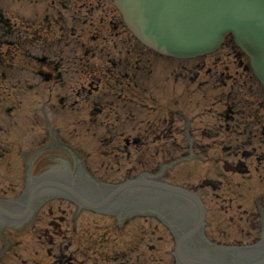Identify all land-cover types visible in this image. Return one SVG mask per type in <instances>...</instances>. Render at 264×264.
<instances>
[{
	"label": "rangeland",
	"instance_id": "1",
	"mask_svg": "<svg viewBox=\"0 0 264 264\" xmlns=\"http://www.w3.org/2000/svg\"><path fill=\"white\" fill-rule=\"evenodd\" d=\"M52 1H54V5H57V1L59 0H19V9L24 14L23 20L25 24L29 22L33 23L35 27L39 29L37 33L38 36L44 37L45 40H47V44L49 47L44 51L45 55H47L48 58L53 61L54 65H58L59 70L62 73L65 71H69L71 74H74L77 66L72 61L69 62L65 60L61 61L59 64V57L69 53H76V47L78 46H82L80 52L83 49L95 47V45L90 41L93 29L90 26H75L72 18H69L71 13L68 11L63 13V16H65L67 19L60 17V21L58 22L59 25H53L51 32L47 33L45 30H42V28H45L43 12L48 9V12L52 13V10L54 9ZM17 3L18 2L12 3V0H4V3L2 5L8 7L9 11H13L14 9H17ZM108 20L109 19H106L105 21L107 22ZM57 27L59 28L58 30ZM72 28H76L77 32L71 38L70 36ZM61 32H63L64 35L68 37L66 39L67 42H60L59 37L61 36ZM151 60L156 63L157 67L151 69L152 74H150L146 83L148 90L151 89L152 91V97H149L148 104L154 105L157 108H162L163 110L166 109L167 111L173 108V102L176 101V108L180 109L184 113L185 117L193 118L199 113L204 114H200V116L206 117L207 111L211 108L210 100L208 101V103H201L198 106L195 104V99L191 97L192 93L189 92V89L191 87H187V82H178L177 84H173V78L170 76V74L169 80L166 81V76L171 70L174 69L177 64L168 59L158 58L154 56H151ZM17 61L19 62V66H21L24 59L18 58ZM71 78L72 80L68 81L67 83L68 85L76 89L79 85L77 79L80 77L72 76ZM154 88L159 89V91L154 90ZM162 89L164 90V92ZM169 92H171L172 95L168 94ZM212 93L213 91L211 89H208V94ZM66 96H69L71 98L73 97V93L68 90H61L58 86L54 87L50 84H41L31 93L20 92V96L17 97V101L20 102L22 106L18 110L16 109L14 113H18V115L21 116L18 111L23 110V116H25L26 114V118H32L35 115L32 111L33 108H35V111L37 109H40L41 107L46 109L48 117L52 120L51 125H53V127L59 128L60 135L63 136L68 143L74 144L75 147L79 148V152L82 154L91 170L97 169L99 171V174L104 173L105 169L100 168L102 166L105 167L107 164H111L110 160H112V157H105L102 151L110 150V147H104L100 143V141H98L97 136L93 135L94 129L89 125H78L77 123H75L77 119L79 120V118L85 117L87 109L83 110L80 108L78 109L77 107L71 109L69 105L72 103V100H70L66 103V108L64 110H61V108L57 104L58 99L60 97ZM151 98L154 99L153 104L150 101ZM166 106H168V108H166ZM156 115L157 114L147 113L145 121L147 120L150 122L154 120V118H156ZM23 124L24 125H20L21 130L18 133L10 135L11 140L14 144L13 151H16V147L31 148V146L27 144V136L30 135L40 138L42 135V129L45 128V124H43L42 121H40L36 125L25 122H23ZM32 126L34 127V130L30 131V128ZM94 127L100 126L96 124L94 125ZM176 141L179 143L181 142V144L183 143L180 138H178ZM160 145V142H148L147 146H144L143 149L140 150H144V153H137L136 151H133L131 156L132 165L138 164L137 160H142L150 164L151 162L149 161H151L153 154L157 152L156 148L159 149L158 151L160 156L162 152ZM80 147L82 148V151L80 150ZM167 148H170V145L167 146ZM213 153L214 151L210 150L205 156V161L203 162L197 161L189 162L187 164L182 163L181 165L176 166L170 171L165 172L168 182L187 185L189 183L198 181L199 178L205 176V174H207L208 172H215L217 170V167H215L211 162L212 156H214ZM199 155L203 157L202 153ZM124 166H128V164H124ZM107 174H109V178H113L116 176L110 171L107 172ZM5 178L1 179L0 175V180H11L7 178V176ZM228 182H230V186L232 188H234L237 183H239L240 185L239 189L236 188V196L238 197L234 199L233 202V205L235 207L240 204V209L236 211L234 208V210L236 211L234 214L232 213V211L224 213L219 209V206L226 204V199L231 197L229 191L225 189L222 196L226 199L223 201L216 200L213 197H210V195H208L207 193L206 205L211 207L212 211L209 212V215H211L210 217L213 220V227L215 232L225 233L227 235L226 238H231L233 236L237 237L241 235V229H243L244 232L246 231L247 225L244 214L250 211L252 206H254V203H257L259 196L264 197V183H262L257 175H253L250 181L244 180L240 177H235L230 178ZM1 187L2 186L0 183V189ZM6 195L8 196L10 194L7 193ZM229 216H234V222L232 224L229 222ZM78 223L80 228L78 237L81 240V245L83 246V248L89 251V255L96 256L101 254H111L114 251L115 247L113 244L107 246H97V242H95L93 245V241L97 240L100 235H102L101 237H114L115 233L113 229L109 227L111 223L110 218L104 216H94L90 213L85 212V214L80 217ZM148 230L152 231V228L144 227V229L140 230L144 232L139 237H137L136 232L134 233L132 230L128 236L120 238L118 247L122 249L125 243L130 242L132 247V260H134L136 255L142 253L143 259L141 261V264H171L173 262V258L170 255L172 244L169 241L165 230L163 229L162 231L163 234L166 235L165 242L156 244L155 241L148 243L150 234ZM160 234V232H156V234H154L153 236L156 238ZM19 239L21 241L20 252L24 258L28 257V254L26 252L29 251L30 255H32L35 261H37L38 259L42 264H46L48 262V258L44 255L43 252H39L37 254L34 252V250H38L39 247L35 243L36 240L34 236H32L31 234H26L22 237L20 236ZM141 240H143L144 242ZM149 244H155V251H151L147 248L149 247ZM134 246L138 248L142 247V252L140 251L141 253H139V249H136Z\"/></svg>",
	"mask_w": 264,
	"mask_h": 264
},
{
	"label": "water",
	"instance_id": "2",
	"mask_svg": "<svg viewBox=\"0 0 264 264\" xmlns=\"http://www.w3.org/2000/svg\"><path fill=\"white\" fill-rule=\"evenodd\" d=\"M116 1L140 40L178 58L205 53L232 31L264 83V0H165V12L161 0L146 5L144 0Z\"/></svg>",
	"mask_w": 264,
	"mask_h": 264
},
{
	"label": "flooded vegetation",
	"instance_id": "3",
	"mask_svg": "<svg viewBox=\"0 0 264 264\" xmlns=\"http://www.w3.org/2000/svg\"><path fill=\"white\" fill-rule=\"evenodd\" d=\"M216 61H219L217 59ZM204 63V61H202ZM234 62V61H233ZM240 66V64H238ZM237 73V72H236ZM244 73L243 70H241V74L239 75L240 78H242V74ZM212 75V74H211ZM214 76H217V72L215 71ZM220 81L222 80L223 74H219ZM232 107H235V105H232ZM232 114H239V111L230 110ZM247 117L242 119H231V126H228L226 124L225 131L228 134V138L238 140L240 138V135L243 136V139L245 140H251L253 139V131L256 129V127L259 126V121L257 119L252 118V114L249 110L246 111ZM219 133H216V136H218ZM228 140V139H227ZM54 251L53 258L54 262L53 264H71L70 258L67 257L65 250L62 248V246L53 245L51 244L49 252Z\"/></svg>",
	"mask_w": 264,
	"mask_h": 264
},
{
	"label": "bare ground",
	"instance_id": "4",
	"mask_svg": "<svg viewBox=\"0 0 264 264\" xmlns=\"http://www.w3.org/2000/svg\"><path fill=\"white\" fill-rule=\"evenodd\" d=\"M43 178L45 179H49L50 178V174L49 173H45V171L43 172ZM6 208H4V212H10V209L12 208V204L10 203H6ZM179 207H184V204H181V203H175L174 204V208H179ZM17 209L14 208V210L12 211V213H15Z\"/></svg>",
	"mask_w": 264,
	"mask_h": 264
}]
</instances>
